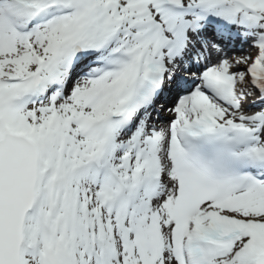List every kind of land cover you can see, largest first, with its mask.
<instances>
[{
  "label": "snow or ice",
  "instance_id": "obj_1",
  "mask_svg": "<svg viewBox=\"0 0 264 264\" xmlns=\"http://www.w3.org/2000/svg\"><path fill=\"white\" fill-rule=\"evenodd\" d=\"M0 264H264V0H0Z\"/></svg>",
  "mask_w": 264,
  "mask_h": 264
}]
</instances>
